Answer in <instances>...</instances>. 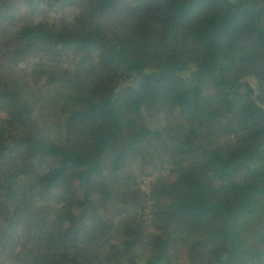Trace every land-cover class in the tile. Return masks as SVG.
Instances as JSON below:
<instances>
[{
	"label": "trees",
	"instance_id": "trees-1",
	"mask_svg": "<svg viewBox=\"0 0 264 264\" xmlns=\"http://www.w3.org/2000/svg\"><path fill=\"white\" fill-rule=\"evenodd\" d=\"M0 66V264H264V0H0Z\"/></svg>",
	"mask_w": 264,
	"mask_h": 264
},
{
	"label": "rangeland",
	"instance_id": "rangeland-1",
	"mask_svg": "<svg viewBox=\"0 0 264 264\" xmlns=\"http://www.w3.org/2000/svg\"><path fill=\"white\" fill-rule=\"evenodd\" d=\"M230 1L233 2V3H236L237 0H230ZM75 63H76V60L73 58V56L72 55H68L66 57V59L64 60L63 64L61 65V67L64 68V69H72L73 66L75 65ZM22 69H23L22 67H17L15 70H13L12 73H10L11 74L10 79H13L14 81H16L17 79L21 78L22 77ZM90 72L91 71L89 69H87V70H82L80 72V74L87 75ZM0 73H1V66H0ZM249 80L252 82V84H254L252 79H249ZM128 84H133V80L130 79L126 83H123L124 86L128 85ZM10 85H12V84H10ZM161 99L162 100H161V102H159V104H164L163 103L164 101H168L167 97H163ZM155 107H156V105L154 106V109H155ZM261 108L263 109V113H264V105H262ZM146 112L148 113V115H150L151 118L155 117L153 115V113H154L153 109H149ZM176 112H177V110H175V112L170 117H168L165 122H166V124L171 125L173 130L177 134H179V137H180L182 134L185 133V131H186L185 129L188 130V128L185 126L186 122H188L185 119H188V118H187V116H184L183 118H179L178 116H176ZM172 167H173L172 164L168 163L165 166V173L168 172V174L170 175L169 170L172 169ZM154 178H155V176L151 177L150 178L151 181L144 180V181H146L144 184H142V182H141L140 184H141L142 188L144 190H147L149 188L150 183L152 181H154ZM147 230H148L149 233L152 232L151 227H148ZM2 262H3V264H8V260L7 259H4Z\"/></svg>",
	"mask_w": 264,
	"mask_h": 264
},
{
	"label": "built area",
	"instance_id": "built-area-1",
	"mask_svg": "<svg viewBox=\"0 0 264 264\" xmlns=\"http://www.w3.org/2000/svg\"><path fill=\"white\" fill-rule=\"evenodd\" d=\"M146 180L151 181L150 178H149V179H146ZM145 182H146V181H143L142 184H144ZM146 194H147V193H146ZM149 209H150V203L147 204V207H146L145 213H148ZM143 218L146 219V217H143ZM147 223H148V221H147Z\"/></svg>",
	"mask_w": 264,
	"mask_h": 264
}]
</instances>
